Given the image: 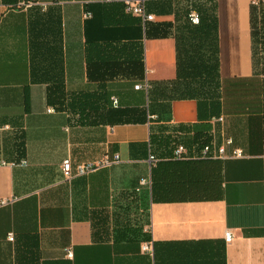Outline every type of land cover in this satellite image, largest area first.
I'll use <instances>...</instances> for the list:
<instances>
[{
  "label": "crops",
  "instance_id": "1",
  "mask_svg": "<svg viewBox=\"0 0 264 264\" xmlns=\"http://www.w3.org/2000/svg\"><path fill=\"white\" fill-rule=\"evenodd\" d=\"M186 2L146 0V27L124 0H0V201L12 200L0 205V264H264V75L251 0H216L218 111L162 92L177 78ZM146 80L151 97L135 88ZM204 134L232 138L243 155L195 156ZM176 142L192 156L175 159Z\"/></svg>",
  "mask_w": 264,
  "mask_h": 264
},
{
  "label": "trees",
  "instance_id": "2",
  "mask_svg": "<svg viewBox=\"0 0 264 264\" xmlns=\"http://www.w3.org/2000/svg\"><path fill=\"white\" fill-rule=\"evenodd\" d=\"M191 9L199 13V24L194 25L189 21L188 13ZM252 10L253 40L255 47L259 49L258 52L257 50L255 52L259 54L258 63H260L264 75V3L260 6L252 5ZM182 14L186 16L185 27L188 34L184 35L178 43L177 78L169 84L167 83L162 92L177 99L197 98L201 102L210 104V107L215 106V110L218 111L221 98L224 99L226 93L221 88L223 83L219 65L216 0H187ZM147 23H145L146 27ZM142 59L144 66V48H142ZM156 90L150 84L146 90L147 95L151 97V94ZM116 107H119V100ZM151 115H154L155 118H150V120L157 118L155 114H150L149 117ZM159 138L158 144L160 146L169 145V137L161 136ZM195 140L202 146L210 142V136L196 135ZM165 163L163 161L158 164V167L161 166V171L165 170ZM161 183L163 194H165V179Z\"/></svg>",
  "mask_w": 264,
  "mask_h": 264
},
{
  "label": "built area",
  "instance_id": "3",
  "mask_svg": "<svg viewBox=\"0 0 264 264\" xmlns=\"http://www.w3.org/2000/svg\"><path fill=\"white\" fill-rule=\"evenodd\" d=\"M264 3V0H251V5H255V6H260L261 4ZM124 5L125 8L127 10V12L133 13L135 15H138L141 17V19L143 20V23L149 22V21H153L155 20V15L151 14L147 11V7H146V0H124ZM188 19L189 21L196 25L199 24L200 22V16L199 13L194 10L191 9L188 13ZM136 89H141V88H145L146 90H148L149 88V82L148 80H146L145 84H137L135 86ZM113 103L115 105L118 104V99L117 98H113ZM49 112L53 111V108H49L48 109ZM150 118H155L154 115H151ZM222 119V118H221ZM3 128H8V126H4ZM233 143V139L232 138H228L226 140V143L223 145H217L214 141H210L204 145L201 146L200 150L198 152H196L195 156L200 157V158H228V157H233V156H242L243 152L240 148H236L233 150H229L228 147H230ZM192 156L191 154V150L187 147V145H185L182 142H176L174 144V150H173V157L176 159H186V158H190ZM116 160H118L120 157L119 155L115 156ZM150 160L151 161H156V156L155 154H150ZM111 160L110 158H105L101 161L98 162H89L86 164H82L78 167V172L80 174H85L88 172H92L97 170L98 168H101L103 166H108L111 164ZM2 164H8L5 161H2ZM11 165H16L18 164V162H11L9 163ZM19 164H27V160L22 159ZM62 172L65 178L70 179L73 176V168H72V161L70 158H66L63 160L62 163ZM142 184L146 183V180L143 179ZM12 200H1L0 201V205H6L8 203H10ZM225 239L227 242H231L234 238V234L231 230H227L225 232L224 235ZM10 239H13V237L9 236ZM142 251L145 253H151L153 254V242L152 241H145L142 244ZM68 256L72 257L73 256V252L70 250L68 252Z\"/></svg>",
  "mask_w": 264,
  "mask_h": 264
},
{
  "label": "rangeland",
  "instance_id": "4",
  "mask_svg": "<svg viewBox=\"0 0 264 264\" xmlns=\"http://www.w3.org/2000/svg\"><path fill=\"white\" fill-rule=\"evenodd\" d=\"M183 143V142H182Z\"/></svg>",
  "mask_w": 264,
  "mask_h": 264
}]
</instances>
